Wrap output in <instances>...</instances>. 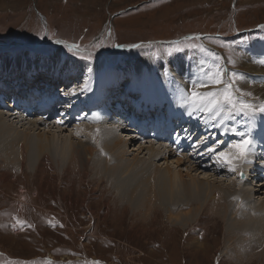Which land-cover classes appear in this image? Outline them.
Returning a JSON list of instances; mask_svg holds the SVG:
<instances>
[{
	"label": "rangeland",
	"instance_id": "obj_1",
	"mask_svg": "<svg viewBox=\"0 0 264 264\" xmlns=\"http://www.w3.org/2000/svg\"><path fill=\"white\" fill-rule=\"evenodd\" d=\"M261 26H264V0H0V36L3 37L0 40V59L9 56L15 57L14 60L25 57L24 75L31 72L33 79L36 76L45 77L42 81L37 79L40 81L37 86L30 84L37 89L30 96L31 102L28 103L31 104L36 101L34 99L44 95L39 93L38 88L44 89V83L50 81V75L56 82L49 86L46 84L47 91L54 86L73 89L77 85L80 89L84 85L83 78L88 76V83L78 93L76 103L86 95L87 88L100 74L98 71L107 75H122L124 78L120 77L114 84L107 86L112 95H122L119 102L117 99L112 102L118 108L111 109L119 111L116 115H109L115 120L125 116L122 110L128 113L129 109H133L135 113L133 104L141 100L138 104L145 105L147 100L136 97L132 104L127 95L123 94L128 82L127 74L122 72L129 66L126 63H136V73L147 74L151 69L157 72L156 68L163 65L168 71L167 76L158 71V76L164 80L158 84L157 98L153 97L152 91V98L149 99L154 104H166L171 102L175 93L178 105L188 109L186 114L176 111L175 116L179 119L188 118L191 124L197 126V129L192 126L195 130L201 129V134L192 133L191 128H188L189 132L181 137L182 131L176 127L174 134L187 141V134L191 133L188 138H193L197 144H205L204 148L199 147L198 150H204L202 153H208L210 157L203 158L205 168L199 169L195 162V169H206L208 173H212L211 184L224 185L226 180L223 178H227L225 175L235 177L236 172H223L224 175L221 171L219 173L217 167H222V164L207 149L214 145L219 148L217 142L227 140L222 144V147L225 146L221 150L237 155V150L229 149V145L240 140V137H235L232 132L225 134L223 127L213 126L218 125L219 120H214L205 111L197 113L183 103L185 57L201 64L202 71L211 77L220 72L217 79L226 82L234 80V86L241 90L242 98L253 104V90L245 83V80H250V75L239 60L245 58L256 61L251 49L256 41L263 38L264 27ZM260 51L264 54V49ZM55 56L59 58L57 61L54 60ZM54 63L60 67L59 71L55 70ZM80 64H84L86 69L76 71ZM192 66L191 61L190 68ZM234 73L242 75L233 76ZM12 77L14 80L21 79L15 75ZM75 78L80 80L76 81ZM256 78L254 81L263 80L262 75H256ZM2 83L0 87L6 85L3 80ZM13 83L16 81L9 82V85ZM120 83L125 88L120 90ZM139 84L138 82L137 85ZM192 87L188 86L187 91H191ZM211 87H214L211 90L213 92L223 91L212 82ZM55 91L59 90L54 89ZM64 91L58 94L64 96ZM69 96L62 99L69 101L74 98V95ZM7 104L8 102L2 106ZM169 107L164 106L166 110ZM15 108L16 112H21V107ZM190 111L193 115L188 114ZM63 113L65 111H61ZM149 113H152L154 120ZM37 115L40 113L23 120V129L28 126L29 118L40 117ZM103 115H106L105 111L101 116L105 122ZM136 115L138 120L143 119L145 122H155L156 119L153 110L144 115L136 111ZM40 119H37L38 123L44 129L50 122L43 117ZM248 119L250 117L243 115L234 116L225 121L224 127L233 125L244 129L254 118ZM69 120L75 123L71 116L65 122ZM126 124L118 126L117 131H121L123 125L128 126ZM128 129L133 136L127 147L131 154L142 142L136 137L134 130ZM166 132L167 129H162V135ZM196 136L207 139L199 142V138L195 139ZM249 136L254 140L259 138L254 145L251 139V148L264 151V133L254 136L250 132ZM188 151L187 148L184 153H189ZM6 152L7 150L0 151L2 154ZM133 153L137 154L138 151ZM164 157L162 155L163 160ZM47 159L49 164L39 170L36 171L35 167L37 161L30 165L34 170L24 167L22 172L16 164L4 166L0 161V264H264V257L259 254L238 259L234 250H230L226 226L214 213L216 206L213 210H208V206L201 203L199 211L188 217L191 223L182 227L170 218L174 214L157 205L156 201V210L147 206L144 198V207L141 203L134 205L131 201L122 203L114 186L99 175L92 165L80 167L65 161L56 168ZM158 159L156 157L154 161V168L163 164V160ZM192 160L195 161V158ZM239 162L242 163L237 159V163ZM187 165H182L181 169L183 179L189 182L191 180ZM223 168L225 170L228 167ZM257 169L258 177H253L252 180L250 178L249 183L256 205L264 206V173L261 172L263 168ZM254 170L251 173L254 174ZM196 171L191 172L198 177L195 175ZM215 171H218L217 179L213 175ZM242 172L249 177L247 170L240 171ZM240 173L237 172L236 177L240 178ZM139 178L141 175L136 176V180ZM240 183L241 187L247 185V182ZM198 206L194 204L185 210ZM233 236L232 240L238 235ZM197 240L202 243L201 246Z\"/></svg>",
	"mask_w": 264,
	"mask_h": 264
},
{
	"label": "bare ground",
	"instance_id": "obj_2",
	"mask_svg": "<svg viewBox=\"0 0 264 264\" xmlns=\"http://www.w3.org/2000/svg\"><path fill=\"white\" fill-rule=\"evenodd\" d=\"M2 5H5V1L2 2ZM263 49L264 38L256 41L252 46L251 51L252 54L255 53L256 61H251L245 58L239 60L241 66L246 68L250 75V80L248 82L245 80V83H248L253 90V104H255V106H259L260 103L264 102V54L260 51ZM180 57L183 56L181 55ZM1 58L5 60L0 59V85L3 84L2 80L4 83H6L5 81H8L5 86L0 87L1 93L4 94H0V151L7 150L4 154L0 153V161L4 166L10 163L16 164L22 172L24 167H27L29 170H34L30 168V165L38 161L37 164L35 163L37 171L43 166L49 164L47 158L53 162L56 168L63 165L65 161H69L80 167H88L92 165L99 175L104 176L106 181L114 186L115 193L122 203L131 201L134 205L141 203L144 207L143 200L145 199L146 205L155 209L156 201L157 205L169 209L174 214V216H170L172 221L182 227L191 223V220H189L188 217L199 211L201 203L203 205L206 204L208 210H213L214 206H216L214 213L217 215V219L222 220L225 224V229L230 241V250H234L237 258L243 259L253 257L256 256V254H259L262 258L264 257V206L256 205V201L252 198V189L250 188L252 186L251 183H249L250 178V180H252L253 177H258V167H261V169L263 168L261 172L264 173V151L251 148L247 154V162L240 159L242 163H237V159L235 158L237 155L231 154L233 157L232 163L228 165V168L225 170L222 165H220L222 167H217L219 173H228L230 171L229 168L231 167L235 168L236 174L237 172L240 173V171H244V169L247 170L249 177L242 180L241 178L236 177V174H234L235 177H228L231 175H225L227 178H223L226 180L224 185L222 183L223 186L221 184H211L212 175L210 174L212 173H208L206 169L200 171L197 169L196 171L194 166V163L196 162V165H199L197 166L198 168L202 167L201 161L199 160L202 158V151L204 150L200 151L198 148L202 147L203 143L191 144L194 140L189 142L184 140L179 141L178 138L172 137V132L175 130V127L182 132L185 128H191L190 131H192V133L196 132L198 135L201 134V129L198 128V130H195L193 127H196L197 129V126L191 124L188 118L183 119L181 117L179 119V125L173 121L171 122V118L174 116V111L177 109L175 97H173V102L170 104V107L166 112H164L161 107L157 109L152 100L149 99V97L152 98V91L153 97L157 98L156 91L158 84L160 81L164 80V78L158 76V71L167 76V69L163 65L156 68L157 72L151 69L150 73L147 74L146 72L136 73V63H126V65L129 64V66L125 68V72H122L124 75L127 74L128 82L126 84L127 86H125L126 88L122 87L123 83H120V90L125 88L123 94L127 95L132 104L133 101L136 100V97L138 99H144V101L147 100L145 105L138 104L141 100L138 103L133 104L135 113L132 111L133 109H129L128 113L122 110L121 112L125 114L124 119L117 118V120H115L114 118L109 117V115H116V113H119V111H113L111 108H118L117 106H113L112 102H114L115 99L119 102L122 95H112V91L109 93L111 89L107 88V86L114 84L120 77H124L117 74H102L101 71H98L100 74L92 82V85L87 88L86 95L78 99L80 100L78 103L73 101V104L70 106L66 99L58 101L60 103L64 101V104L62 105L63 108L61 109L62 111H65V113L62 114L64 115V117L62 116L63 119H59L58 121H54L53 119V121L48 120L50 123H48V126H45L46 128L44 127L43 129V126L40 127L42 124L38 123L41 120L40 118L43 117V115L40 114L37 115L40 117L35 119L29 118L28 126L23 129L25 123L22 122L28 117H24L20 112H16L14 109L10 108L9 105L11 104V101L9 102L5 97L18 98L23 104L31 102L29 100L30 96L32 97L37 89L35 87L33 88L30 84L33 85L34 83V85L37 86L45 77L38 78V76H36L33 79V77L30 76L31 72L29 75H24L23 64L26 59L25 57L17 58L15 60V57L12 56H9V58ZM58 59L59 58L56 56L54 57L55 61ZM191 61L193 62L192 68H190ZM18 63L19 66L17 65ZM106 67L107 66H104V68ZM202 68L201 64L194 59L189 60L188 56L185 57L186 72L184 77H186V80L182 82L185 93L188 86H193V82H202L208 85L206 88H199L198 91L206 92L214 89V87H211V76L204 73ZM17 69H19L18 72ZM84 69H86V66L80 64L75 70ZM56 74H58L57 71ZM108 74H110L109 71ZM12 75H15L16 78L20 77L21 79L14 80L12 79ZM256 75H262L263 80L254 81V78L257 79ZM51 76L52 75L49 76L50 81L48 83L43 81L45 82V85L43 86L44 89L52 84ZM65 76L68 77L69 75ZM25 78L29 79L25 80ZM37 79L41 80L38 81ZM194 79H197V81H194ZM75 80L79 81L80 79L75 78ZM75 80L73 81L74 83ZM15 81L16 83L9 85V82ZM83 82L84 85L80 89L75 85L73 89L71 87L64 88L65 91L63 93L66 92L67 95L71 94L72 96L74 95V97H77L78 93H80L81 90H84L88 83L87 75L83 78ZM138 82L140 83L139 85H137ZM245 87L247 88V86ZM56 88L59 87H55L54 89ZM41 92L42 91H39V93ZM53 95L54 96L51 100L55 102L54 97H56V94L53 93ZM72 96H69V98ZM86 96H88L89 99L88 97L86 98ZM40 98L41 96L34 100L38 101ZM7 102V106H2V104H6ZM57 104L59 105V103ZM20 106H22V104H20ZM140 106L141 109L139 110L138 107L140 108ZM148 107L150 109H147ZM104 108L106 109L104 110ZM44 109L47 113L49 112V109L46 106ZM151 110H155L154 112L157 115L155 117V122H145L143 119H137L136 111L140 112L141 115H144ZM187 110V108L184 109L181 107L180 112L186 114ZM41 111L44 110L41 109ZM104 111L106 115H103V120H105L106 123L101 119ZM69 116L74 118L75 123L70 122V120L65 122ZM149 116L154 120L152 113ZM37 119H39V121ZM124 123H127L126 125L128 126L123 125L124 128H122L121 131H117V127ZM249 124L250 125L246 124L244 129L237 126V130L248 134L253 132L254 136H258L259 133H264V119H262L260 115L255 116ZM128 128L134 130L136 137L142 142L138 149L132 151V153L138 151L137 154L128 153L129 151L127 147H129L128 145L131 137H133L130 135L132 131ZM162 129H167L165 135H162ZM64 132L66 133L64 134ZM35 134H37L36 137ZM189 134H187V138L190 137ZM163 138L167 139V141ZM198 138V136L195 137V139ZM248 138L252 139V136L248 135ZM206 139L207 138H199V142L206 141ZM258 140V137L255 140L252 139L253 145L256 144ZM226 141L227 140H223V142L219 141L220 147H217L218 149L216 148L217 153L219 151H224L221 150V148L225 146L222 147V144ZM172 143L173 148L170 146ZM187 148L189 149V153H184ZM191 150L193 151L190 152ZM162 155L165 156L164 160ZM156 157L163 160V164L160 167L154 168ZM170 157L172 158L171 160ZM193 157L200 158L193 161ZM240 163L241 165L239 166ZM184 164H188L187 172L191 180L189 182L183 179L184 175L182 174L183 171L181 167ZM163 165L165 166L163 167ZM212 169L214 170V168ZM252 169H255V175L252 174L253 172L251 173ZM194 170L196 171L195 175L197 174L198 177L192 175L191 171ZM213 170L212 172H214ZM218 171H215L213 174L215 177L218 175ZM203 172H205V175L207 176H205ZM139 175H141V178L136 180V176ZM143 175L145 176L142 177ZM215 179H217V177ZM238 179L240 180L238 181ZM241 181L245 183L247 182L246 184L249 187L247 185L246 187H241ZM262 185H264V182H262ZM136 200L138 201L136 202ZM194 204H198L199 206L188 211L185 210V208L192 207ZM235 234L238 236L232 240L234 237L233 235ZM197 242H199V246L202 245L200 241L197 240Z\"/></svg>",
	"mask_w": 264,
	"mask_h": 264
},
{
	"label": "snow or ice",
	"instance_id": "obj_3",
	"mask_svg": "<svg viewBox=\"0 0 264 264\" xmlns=\"http://www.w3.org/2000/svg\"><path fill=\"white\" fill-rule=\"evenodd\" d=\"M264 27V26H261ZM3 37L0 36V40ZM138 45H132V47H137ZM75 47V46H73ZM179 50V49H177ZM220 75L217 72L211 77L212 83L218 86L219 89L223 91H198L201 87H207V84L202 82H193V87L191 91L186 90V94L183 97V103L191 108L193 111H205L214 120L218 119L219 124H214L213 126L223 127L225 134L232 132L240 137V140L229 145V149H236L237 156L235 158L244 160L247 162V154L252 146L251 139L248 138V133L243 131H238L236 127H224L225 121L233 119L234 116L243 115L246 117L254 118L260 115L264 119V102L260 103L259 106H254L252 103L245 101L242 98L241 90L234 86V80H228L227 82L223 79H217L216 77ZM242 75L234 73L233 76ZM235 94V95H234ZM247 95L251 96V93ZM189 115L192 114L190 111ZM220 143V142H217ZM207 152L216 155L217 161L222 164V166L227 167L232 163V156L230 151H219L217 153L216 146L207 149ZM230 171L235 172V168H229ZM241 179H243V173H241ZM93 264H98V262H93Z\"/></svg>",
	"mask_w": 264,
	"mask_h": 264
},
{
	"label": "water",
	"instance_id": "obj_4",
	"mask_svg": "<svg viewBox=\"0 0 264 264\" xmlns=\"http://www.w3.org/2000/svg\"><path fill=\"white\" fill-rule=\"evenodd\" d=\"M243 177H244V175H243Z\"/></svg>",
	"mask_w": 264,
	"mask_h": 264
},
{
	"label": "trees",
	"instance_id": "obj_5",
	"mask_svg": "<svg viewBox=\"0 0 264 264\" xmlns=\"http://www.w3.org/2000/svg\"><path fill=\"white\" fill-rule=\"evenodd\" d=\"M38 43V42H37Z\"/></svg>",
	"mask_w": 264,
	"mask_h": 264
}]
</instances>
